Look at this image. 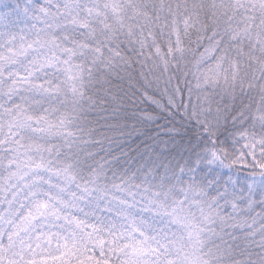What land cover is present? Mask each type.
Listing matches in <instances>:
<instances>
[{
	"label": "snow or ice",
	"instance_id": "snow-or-ice-1",
	"mask_svg": "<svg viewBox=\"0 0 264 264\" xmlns=\"http://www.w3.org/2000/svg\"><path fill=\"white\" fill-rule=\"evenodd\" d=\"M0 264H264V0H0Z\"/></svg>",
	"mask_w": 264,
	"mask_h": 264
}]
</instances>
